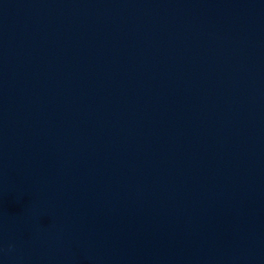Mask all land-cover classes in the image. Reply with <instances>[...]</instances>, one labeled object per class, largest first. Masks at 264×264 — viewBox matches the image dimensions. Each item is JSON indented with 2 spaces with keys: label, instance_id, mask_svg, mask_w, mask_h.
<instances>
[{
  "label": "water",
  "instance_id": "obj_1",
  "mask_svg": "<svg viewBox=\"0 0 264 264\" xmlns=\"http://www.w3.org/2000/svg\"><path fill=\"white\" fill-rule=\"evenodd\" d=\"M0 264H264V0H0Z\"/></svg>",
  "mask_w": 264,
  "mask_h": 264
}]
</instances>
